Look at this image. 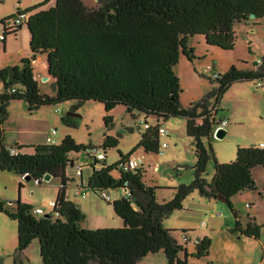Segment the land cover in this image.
Listing matches in <instances>:
<instances>
[{
    "label": "trees",
    "instance_id": "1",
    "mask_svg": "<svg viewBox=\"0 0 264 264\" xmlns=\"http://www.w3.org/2000/svg\"><path fill=\"white\" fill-rule=\"evenodd\" d=\"M98 3V7H88L83 0H44L1 22L4 45L7 37L20 30L9 28L10 22L19 19L22 25L25 20L32 59L47 58L53 92L41 91L33 62L28 58L0 69V171L34 181L50 174L60 181L51 213L36 215L33 206L20 197L16 202L0 201V212L18 222L16 253H24L39 240L42 264H140L147 255L161 251L169 264H189L191 257L207 258L212 247L210 238L199 239L190 255L173 231L164 226V221L173 212L182 210L185 200L196 191L210 200L222 198L233 209L235 196L257 189L253 170L264 168V148L239 146L235 161L220 163L211 140L224 119H218V105L224 94L235 83L262 82L264 57L258 68L232 65L214 78L218 87L189 106L181 103V79L174 69L182 55L189 62L194 61L196 49L191 41L196 38L206 48L233 51L237 39L235 25L249 21L251 15L254 22H261L264 0H98ZM18 101H26L30 112L67 101H77L76 109L87 101L99 102L105 107L107 127H113L111 113L119 106H124L134 118L144 116L148 125V117L156 118L155 126L143 125L145 131L132 152L127 155L120 152V160L113 165L104 163L98 169L93 166L89 178L88 186L96 192L128 188L130 195H121L112 204L124 222L123 227L86 228L85 214L67 198V186L72 181L67 175L72 164L70 156L87 146L77 143L71 135L60 144L17 143L10 147L5 144L4 125L9 106ZM170 118L186 119L187 135L194 140L197 159L193 181L176 187L174 198L160 203L156 188L144 181V168L132 172L122 168L138 149L147 154L160 153L161 122ZM62 120L70 128L78 127L71 116ZM118 146V138L105 137L104 150ZM11 149L18 154H11ZM212 159L215 173L208 182L205 174ZM117 169L119 177L113 175ZM22 186L21 183L19 188ZM234 214L233 232L260 238L262 226L256 218H250L245 226L238 213ZM183 235L190 241L187 231ZM14 264L18 262L15 260Z\"/></svg>",
    "mask_w": 264,
    "mask_h": 264
},
{
    "label": "rangeland",
    "instance_id": "2",
    "mask_svg": "<svg viewBox=\"0 0 264 264\" xmlns=\"http://www.w3.org/2000/svg\"><path fill=\"white\" fill-rule=\"evenodd\" d=\"M83 1L88 7L99 6L98 0ZM36 4L37 0H0V66L19 64L21 52H28L30 45L27 26L23 20L21 26L15 24V21L10 22L11 28L15 27L20 31L16 36L7 37L3 46L2 20L11 18L18 11L25 12ZM259 23L255 32H251V26L244 23L235 25L237 39L233 51H223L210 46L206 48V44L200 38L191 41L196 49V58L189 62L187 57L182 55L174 69L181 79L182 105L194 104L218 87V82L213 78L214 72L225 73L226 69L234 64L244 68H258V60L264 57V19ZM27 58L33 62L32 56L28 55ZM42 58L34 64V70L41 91L51 94L53 83L45 79L49 77L47 58ZM207 65H211L213 70L207 69ZM262 83L264 85V80ZM77 104V101H67L30 112L26 101L13 102L9 106V116L4 125L5 138H8L10 146H13L14 140L19 137L26 142L46 145L60 144L67 135H71L77 143L87 146V149L70 157L75 158L78 165L83 167L86 196L76 195L74 185L69 187L70 194L73 198H78L86 208V213H99L101 217H105L108 213H116L112 204L120 197V193L117 190H109L108 194L112 201L107 202L102 198L101 192L91 190L88 182L93 173V166L98 169L104 163L113 165L120 160V152L125 155L132 152L145 131L140 124L144 116L138 118V115L134 118L124 106H119L111 113L113 127H107L103 104L87 101L76 109ZM218 108V119L221 117L228 120L225 127L226 137L211 140L218 162L235 161L239 146H259L264 142V86L260 87L258 81L233 84L224 94ZM69 112L79 115L73 117L78 127L70 128L64 124L62 118L68 116ZM148 123L155 126L157 120L155 117H148ZM161 123L166 133L161 135L160 142L161 146L166 144V147H161L158 154H147L143 149H138L133 154L135 157L144 158V181L147 186L156 188L157 200L163 203L174 198L176 187L193 181V167L197 158L194 140L187 135L186 119L170 118ZM53 129H56L57 133L53 135V143H49L48 137ZM107 135L118 138L119 146L104 150L103 144ZM100 152L105 153L106 158L96 164L94 156ZM214 173L215 161L212 159L205 174L208 182L212 181ZM68 174L72 179L80 181L75 168L71 165L68 167ZM253 174L257 189L235 196L232 199L233 209L225 202L207 199L196 191L185 200L182 210L173 212L164 221V226L173 231L175 238L187 248L190 255L194 252L195 243L199 239L205 237L211 239L210 255L199 260L191 257L189 264H264V168L254 169ZM113 175L119 177L120 171L115 170ZM21 183L22 189L19 188ZM59 186L60 181L57 178L39 184L12 172L0 171V201L16 202L20 197L23 202L31 204L34 210L42 208L51 213L53 211L51 201L56 199ZM234 213H238L245 226L250 218H256V222L262 226L260 238H249L233 232L236 223ZM184 231L189 234L188 242L183 235ZM17 245L18 222L0 212V264H14L15 260L18 264H42L39 240H35L24 253L20 254L16 253ZM182 257L185 255L182 254ZM140 264L169 262L165 253L161 251L147 255Z\"/></svg>",
    "mask_w": 264,
    "mask_h": 264
},
{
    "label": "crops",
    "instance_id": "3",
    "mask_svg": "<svg viewBox=\"0 0 264 264\" xmlns=\"http://www.w3.org/2000/svg\"><path fill=\"white\" fill-rule=\"evenodd\" d=\"M44 0H37V3H41L43 2ZM244 24L246 25H249L251 26L250 28V31L251 32H255V29H258V26L260 25L259 22H254L253 19H250L249 21H246V22H243ZM241 24V23H239ZM28 30V29H27ZM20 31V30H19ZM29 34V33H28ZM16 36V35H15ZM30 37V36H29ZM5 45V44H4ZM3 45V46H4ZM28 55L32 56L31 55V51H30V48H29V51L26 52V51H22L21 52V57L19 59V61H21L22 58H27ZM42 60V56H39L36 58V60H34L33 62V68H34V64L38 61V60ZM15 65H18V64H15ZM232 65V64H231ZM235 65V64H234ZM6 66H13V65H8V64H4L2 66H0V69L6 67ZM231 67V66H230ZM228 67L226 69V71L230 68ZM225 71V72H226ZM219 73V72H218ZM34 74H35V77H36V73H35V70H34ZM37 79V77H36ZM38 80V79H37ZM47 81H50V77ZM39 82V81H38ZM0 89H1V85H0ZM40 110V109H39ZM18 132H20V129L18 128ZM8 138L6 137L5 138V144L10 147V144L8 143ZM14 144H21V145H45V143L43 144H34L33 142H26L24 141L23 139H21L20 137L18 139H15L14 140ZM12 143V142H11ZM264 143V142H261V144ZM71 157V156H70ZM72 159H75V158H72ZM220 162H224V161H220ZM67 175L71 178V176L68 174V170H67ZM25 179V178H24ZM72 179V178H71ZM72 185H74V187L76 188V191L77 192V188L80 186V185H83L84 186V179H83V176L82 178L79 180L73 178L72 181L68 184L67 186V198L74 202L83 212H85V217H86V220H85V226L86 228L88 229H92V230H96V229H100V228H109V227H123L124 226V222L123 220L121 219V217H119L116 213H108L107 216L105 217H101L99 213H86L87 210L86 208H84V206L79 202L78 198H73L70 194V189L69 187H71ZM85 187V186H84ZM59 190V189H58ZM58 194V192H57ZM77 195V193H75ZM57 197V196H56ZM121 197V195H120ZM56 200V199H55ZM55 200H52L51 201V204L55 201ZM113 206V205H112ZM47 213V212H46Z\"/></svg>",
    "mask_w": 264,
    "mask_h": 264
},
{
    "label": "built area",
    "instance_id": "4",
    "mask_svg": "<svg viewBox=\"0 0 264 264\" xmlns=\"http://www.w3.org/2000/svg\"><path fill=\"white\" fill-rule=\"evenodd\" d=\"M15 24H19V25H21V21L18 19V20L15 21ZM11 26H12V24L10 23V28H11ZM13 28H15V27H13ZM257 64H258V66L262 65V64H263L262 59H259L258 62H257ZM206 68L209 69V70H213V67H212L211 65H207ZM217 77H219V73H218V72H214V73H213V78H217ZM258 85H259L260 87H263V86H264L262 82H259ZM140 124H141V125H144L145 128L149 127V125H148L146 122L144 123V120H142V121L140 122ZM226 125H228V120H227L226 118H224L223 121L221 122V125L216 129V132H217L219 129H221V128H225ZM56 133H57V130H56V129H53V130L50 132L49 137H48V142H49V143H53V135H55ZM160 133H161V135H164L166 132H165V130L162 128V129L160 130ZM161 147H166V144H164V145L161 146ZM260 147H261V148H264V143L260 144ZM11 154H18V151H17L16 149H11ZM94 158H95V160H96L97 162L104 161L105 158H106V154L100 152V153H97V154L94 156ZM143 161H144V158H143V157H135L134 154H133L132 156H130V157L126 160V162L124 163L122 169H123L124 171H129V172H132V171H135V170L141 169V168H143ZM71 166L75 168V170H76V176H77L78 178L81 179L82 176H83V167L80 166V165H78V163L76 162L75 159H72V164H71ZM85 188H86V187H84L83 185H80V186L77 188V192H76L77 195H80V196L85 197V196H86V190H85ZM118 191H119V193H120L121 195H127V196L130 195L128 188H126V189H122V190H118ZM100 192L102 193V194H101V195H102V198H103L105 201H107V202H111V201H112V199H111L110 195L108 194V191H107V190H102V191H100ZM54 204H55V203L53 202V203H52V206H54ZM34 213H35L36 215H45V214H46V211H45L44 209H42V208H37V209L34 210Z\"/></svg>",
    "mask_w": 264,
    "mask_h": 264
},
{
    "label": "water",
    "instance_id": "5",
    "mask_svg": "<svg viewBox=\"0 0 264 264\" xmlns=\"http://www.w3.org/2000/svg\"><path fill=\"white\" fill-rule=\"evenodd\" d=\"M252 18H254V15H251V16H250V19H252ZM45 79L48 80L49 77H46ZM68 116L76 117V116H79V115H76V114H74V113H72V112H69V113H68ZM226 135H227V130H226L225 128H221V129H219V130L215 133V138L223 139V138L226 137ZM52 178H53V176L50 175V174H48V175H46L42 180H38L37 182H38L39 184H43V183H45V182L50 181ZM25 179H26V180H30V177H25ZM120 195H121V194H120ZM218 201H221V202H225V203H227V201L224 200V199H222V198L218 199Z\"/></svg>",
    "mask_w": 264,
    "mask_h": 264
},
{
    "label": "bare ground",
    "instance_id": "6",
    "mask_svg": "<svg viewBox=\"0 0 264 264\" xmlns=\"http://www.w3.org/2000/svg\"><path fill=\"white\" fill-rule=\"evenodd\" d=\"M177 66V65H176Z\"/></svg>",
    "mask_w": 264,
    "mask_h": 264
},
{
    "label": "clouds",
    "instance_id": "7",
    "mask_svg": "<svg viewBox=\"0 0 264 264\" xmlns=\"http://www.w3.org/2000/svg\"><path fill=\"white\" fill-rule=\"evenodd\" d=\"M39 216V215H38Z\"/></svg>",
    "mask_w": 264,
    "mask_h": 264
}]
</instances>
